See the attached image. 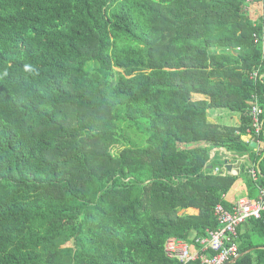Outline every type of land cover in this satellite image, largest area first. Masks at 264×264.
<instances>
[{"label":"trees","instance_id":"trees-1","mask_svg":"<svg viewBox=\"0 0 264 264\" xmlns=\"http://www.w3.org/2000/svg\"><path fill=\"white\" fill-rule=\"evenodd\" d=\"M246 7L0 0V264H180L166 240L218 229L240 185L257 198L264 124L258 150L242 136L253 96L264 119V0ZM214 149L248 154L258 180L214 174ZM236 244L234 264H264V212Z\"/></svg>","mask_w":264,"mask_h":264},{"label":"built area","instance_id":"built-area-1","mask_svg":"<svg viewBox=\"0 0 264 264\" xmlns=\"http://www.w3.org/2000/svg\"><path fill=\"white\" fill-rule=\"evenodd\" d=\"M250 2L251 0H246L247 6ZM245 9L247 10V7ZM253 37L256 41L257 37L255 35ZM257 77V71H253L250 74V79H256ZM252 98L253 102L249 109L251 123L249 128L246 129L244 136L249 138L246 143H255L256 146H259L260 134L264 124V119H262L263 110L259 106L256 96ZM216 151L218 150L214 149L212 153ZM212 153L211 157H213ZM226 157L225 155V164L222 168H215L213 173L221 174L222 176L237 175V172L233 169L229 172L227 171L226 165L229 164L227 162L228 157ZM247 171L251 179L256 182L260 176L258 167L255 164H250ZM263 212L264 188L258 190V196L255 199H248L247 197L236 199L231 210H227L218 204L214 209V214L219 224L218 229L207 231V236L196 239L194 246L180 239H168L164 244V255L170 260H177L180 264H188L195 261H200L202 264H226L239 255L236 244L238 227L247 220L261 219Z\"/></svg>","mask_w":264,"mask_h":264},{"label":"crops","instance_id":"crops-1","mask_svg":"<svg viewBox=\"0 0 264 264\" xmlns=\"http://www.w3.org/2000/svg\"><path fill=\"white\" fill-rule=\"evenodd\" d=\"M250 5V3H249ZM247 6V10L248 7ZM246 10V11H247ZM194 99L196 100H200L203 99L202 96L200 95H195ZM207 120L210 123L213 124H218V125H223V126H231V127H238L240 125V117L238 113H234V112H229L227 110L224 109H216V110H212L208 113V117ZM242 139L246 142L249 141V138L247 136H243ZM252 144V143H251ZM255 144V143H254ZM254 150H258V146L253 147ZM219 153H221L222 155H226L227 157V162L229 165L232 166V169L237 172H239V168L242 166V164H247L250 165L251 161L249 160V155L245 154L244 156L240 157V158H234L233 155L227 153L224 149H219L218 150ZM213 156L215 153H212ZM246 189L245 187L242 185H240L237 189H235L233 195L230 197V199L233 198V200H236L240 197H246Z\"/></svg>","mask_w":264,"mask_h":264},{"label":"water","instance_id":"water-1","mask_svg":"<svg viewBox=\"0 0 264 264\" xmlns=\"http://www.w3.org/2000/svg\"><path fill=\"white\" fill-rule=\"evenodd\" d=\"M251 147H252V148L255 147V144L252 143V144H251ZM226 169H227V171L229 172V171L232 169V166H231V165H226ZM250 251H252V250H248L246 253H248V252H250ZM243 255H244V254L238 255L236 258L230 260V261L227 262L226 264H234V263H236V261H237L240 257H242Z\"/></svg>","mask_w":264,"mask_h":264}]
</instances>
